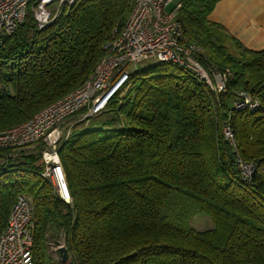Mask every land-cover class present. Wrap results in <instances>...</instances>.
I'll list each match as a JSON object with an SVG mask.
<instances>
[{
    "label": "trees",
    "instance_id": "trees-1",
    "mask_svg": "<svg viewBox=\"0 0 264 264\" xmlns=\"http://www.w3.org/2000/svg\"><path fill=\"white\" fill-rule=\"evenodd\" d=\"M175 1L184 44L208 71H228L225 90L174 63L129 70L104 109L59 140L70 203L40 175V145L15 156L0 149V232L16 196H28L34 264L56 262L48 247L60 239L74 264H264V48L209 20L218 0ZM32 4L0 46V131L79 87L133 0L64 3L42 27ZM238 92L257 108H235ZM196 214L212 226L194 228Z\"/></svg>",
    "mask_w": 264,
    "mask_h": 264
},
{
    "label": "built area",
    "instance_id": "built-area-1",
    "mask_svg": "<svg viewBox=\"0 0 264 264\" xmlns=\"http://www.w3.org/2000/svg\"><path fill=\"white\" fill-rule=\"evenodd\" d=\"M75 0H33L31 6L39 27L49 23L64 3ZM173 0H133L124 23L103 45V55L89 77L76 89L47 104L25 122L0 131V149H28L40 145V175L52 186L64 202L71 197L57 147L63 135L62 124L85 109L83 116L98 114L108 99L127 81L129 65L152 59L174 63L191 71L213 92L225 90L228 71H208L195 59L197 48L184 44ZM56 3L55 8L51 5ZM29 0H0V46L3 36L10 34L24 20ZM233 106L257 108L258 101L245 92H238ZM222 133L234 143L229 125ZM243 176L251 173V165L237 157ZM33 206L25 194H18L10 208L5 226L0 232V264H34L32 237ZM62 245V244H60ZM57 245L55 249H57Z\"/></svg>",
    "mask_w": 264,
    "mask_h": 264
},
{
    "label": "crops",
    "instance_id": "crops-1",
    "mask_svg": "<svg viewBox=\"0 0 264 264\" xmlns=\"http://www.w3.org/2000/svg\"><path fill=\"white\" fill-rule=\"evenodd\" d=\"M208 18L222 24L246 48H264V0H218ZM50 254L57 263L64 264L55 248L50 247Z\"/></svg>",
    "mask_w": 264,
    "mask_h": 264
},
{
    "label": "rangeland",
    "instance_id": "rangeland-1",
    "mask_svg": "<svg viewBox=\"0 0 264 264\" xmlns=\"http://www.w3.org/2000/svg\"><path fill=\"white\" fill-rule=\"evenodd\" d=\"M175 2V0H173V2L171 3V5H173V3ZM56 7V3H53L51 5V8H55ZM155 63L154 60L152 59H149V60H145L139 64H132V65H129L128 68L131 70V69H136L138 67H145V66H151V64ZM84 113V112H83ZM83 113H79L77 115H74V116H71L70 118H68L63 124H62V131L65 132L67 129L70 128V126L76 122H79L80 120H83L85 117L89 116H83ZM106 117V115L104 114H101V115H98V116H95V117H89L87 122H90L91 124H97L99 123V121H102V119H104ZM86 122V123H87ZM85 123V124H86ZM82 124V123H80ZM38 147H31V148H28V149H20V150H23L24 153H27V152H36L38 149ZM20 150H11L9 153H7V155L9 156H15V153H18L20 152ZM6 156V155H5ZM190 223L191 225L198 229V230H202V229H205V228H209L212 226V222L210 220L209 217L203 215V214H196L195 216H193L190 220ZM62 239L59 240V244L62 243ZM50 244V243H49ZM49 247H52L51 245H49ZM48 247V251L50 253V248ZM57 254V253H56ZM50 264H59L55 261H52V263ZM64 264H68L67 263H64Z\"/></svg>",
    "mask_w": 264,
    "mask_h": 264
},
{
    "label": "water",
    "instance_id": "water-1",
    "mask_svg": "<svg viewBox=\"0 0 264 264\" xmlns=\"http://www.w3.org/2000/svg\"><path fill=\"white\" fill-rule=\"evenodd\" d=\"M57 256L62 263L74 264L70 254L64 245H60L56 249Z\"/></svg>",
    "mask_w": 264,
    "mask_h": 264
}]
</instances>
